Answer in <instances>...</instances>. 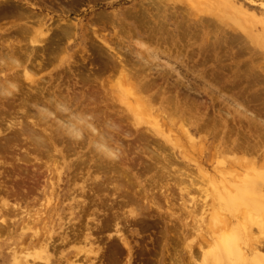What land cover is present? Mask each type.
<instances>
[{"label":"rangeland","instance_id":"rangeland-1","mask_svg":"<svg viewBox=\"0 0 264 264\" xmlns=\"http://www.w3.org/2000/svg\"><path fill=\"white\" fill-rule=\"evenodd\" d=\"M12 1L24 4L25 8L28 7L38 14L39 18L36 16L37 18L27 19L34 31L30 29L33 33L29 31L22 35L18 29L26 20L13 16L10 9L7 11H10L9 14L0 11V43L4 45L1 52L13 56L11 59H18L19 63H10L7 59L9 64L2 65L0 60V73L2 74L3 69V73L9 77L19 76L24 66L28 65V68L37 74L35 78L44 79L45 84H39L42 83L41 80L36 86L30 85L19 78L18 83H22L20 88L23 93H19L18 98L29 99L35 95L34 90H39L41 86L57 91L59 87L65 91L63 87L68 86L71 93L78 94L83 90L80 79L88 72L87 64L89 61L92 63L95 55L94 47H103L105 42L115 43L119 35V39L131 37V41H125L127 43L124 45L138 43L140 46L144 44L145 47L160 51L172 46L174 51L184 55L181 56L182 60L185 59L181 62L183 65L179 62L174 64L178 65L185 79L175 78L177 75L174 73L164 75L163 72L155 71L151 77L161 86L170 87L167 88L169 95H172V92L177 93L182 100H187L186 107L192 106L188 107V111L185 108V113L180 115L176 111L172 112L167 103H164L166 107L162 105L161 99H154L156 101L152 100L150 110L146 107L148 113L137 116L140 121L138 131L129 122L130 119L120 123V115L119 117L110 108H106L105 104H99L100 111L104 110L114 122H117V119L121 125V132L117 128L114 134L127 146L128 153L123 156L122 165L129 167L127 171L130 174L139 176V180L132 185L138 198V202L133 204L137 213L135 216L127 215L132 207L123 203L131 192L126 196L124 190L131 188L126 180L119 178L116 183L113 174H117L106 171L107 168L103 170L109 172L108 174L94 179L93 173L97 174L99 168L93 161L89 162L94 160L90 157L93 156L90 147L58 140V151H54V156L48 158L45 153L40 154L29 149L33 145L29 147L27 144L30 142L24 140L29 143L24 145L23 141L22 147L26 146L24 148L33 153L31 159L35 160L34 157L37 156L39 160H30L34 164V170L30 162L26 163L27 166L23 164L29 174L24 168L16 170L19 172L17 189H26L29 192V195H26L27 201L25 199L21 203L23 209L18 213L12 208L13 214L12 209L8 212L0 203V264H21L25 261V264H264V248L258 244L260 249L256 253L252 247L257 241L264 244L263 234L255 229V238L252 239L247 231L248 222L237 211L240 207L253 206L262 211L264 208V0H55L52 6H48L46 0ZM42 18L44 21L38 23ZM71 25H74V32L66 37L62 33L64 30L60 29ZM153 31L157 36L149 37ZM9 34L11 35L7 36ZM39 38L43 40L42 46H49L54 50H45V53L44 47H40L41 53L39 48H33L34 45L39 46L33 42ZM138 45L137 50L145 54L144 49ZM12 47L15 49H10ZM160 56L164 57L163 54ZM163 59L161 61L164 63ZM30 62L33 67L29 65ZM37 62L46 63L43 65L45 68ZM96 72L99 79L97 87L101 90V84H104L105 90H109L112 97L116 96V105L122 106L123 109H126L124 106L129 101L138 105L130 81H124L119 74H109L108 70L105 72L103 64H100ZM1 74L0 77H4ZM32 87L34 90L30 91ZM91 90L92 86L88 92L91 93ZM99 100L103 101L105 97L97 96L96 101ZM17 101L19 102V99ZM139 106L141 104L137 107ZM159 107L160 112L167 116L166 120L162 119L160 122L165 123L160 132L154 124L149 123L158 120L155 109ZM29 109L36 112V109ZM20 113L18 112L17 116ZM21 114L19 116L23 117V113ZM49 121V124L53 122ZM53 127L54 132L55 126ZM5 128V125L0 126L2 138L9 132ZM234 140L242 141L243 150L237 148L236 144V148H232L231 142ZM61 150L63 154L59 153ZM157 153L167 156L170 154V159L174 154L172 162L158 159ZM162 164H169V169ZM46 166L50 170H47ZM7 169L12 173L11 168ZM180 169L190 172L191 177L180 175ZM22 176L25 177V181H22L25 185L20 182ZM100 180L105 184L98 182ZM44 183L46 189L43 188ZM252 183H256L257 189ZM116 185L121 189L116 190ZM81 187H85L89 192L93 188L92 192L95 194L84 193ZM1 194L3 195L2 191L0 196ZM18 200L11 198V203ZM72 212L77 214L73 215ZM114 215L117 217L112 219ZM214 215H219L223 221L214 224V219L211 218ZM118 216L120 220L117 219ZM105 224L107 227H104ZM118 229L124 234L131 251L124 248L118 236ZM227 238H232L237 243H233L237 249L241 248L233 252L226 245L225 248L231 252H219L222 241ZM112 245L117 246V255L113 260H109ZM89 247H94L95 252L87 253L86 249ZM39 255L43 260L35 258ZM28 258L31 263H28Z\"/></svg>","mask_w":264,"mask_h":264},{"label":"bare ground","instance_id":"bare-ground-1","mask_svg":"<svg viewBox=\"0 0 264 264\" xmlns=\"http://www.w3.org/2000/svg\"><path fill=\"white\" fill-rule=\"evenodd\" d=\"M8 9L12 10L13 11V16H16V17H19V18H23L24 20H26L23 24V26L20 27V30L22 35L23 34H26L28 33L29 31H31L30 29H33L34 31V28H31V25L28 24V21L27 19H31V18H37L38 14H36L35 12H33L31 9H28L25 8L24 4H16L14 1L12 0H0V11H4V13H8ZM213 9H216V8H213ZM221 10V8H220ZM11 11V12H12ZM35 11V10H34ZM1 13V12H0ZM142 13V12H141ZM145 13V12H144ZM211 13V12H210ZM5 14V15H6ZM41 14V13H40ZM137 14V13H136ZM143 14V13H142ZM218 14V13H217ZM3 15V13L1 14ZM145 15V14H143ZM8 16V15H6ZM37 16V17H36ZM41 16V15H39ZM2 17V16H0ZM9 17V16H8ZM12 17V16H10ZM197 17V16H196ZM39 18V17H38ZM134 18V17H133ZM139 19V17H137ZM104 19V18H103ZM137 19V20H138ZM3 20V19H2ZM23 20V21H24ZM41 20V19H40ZM116 20V19H115ZM32 21V20H31ZM43 18H42V21H37L38 23L39 22H43ZM71 21V20H70ZM104 21V20H103ZM139 22V20H138ZM70 23V22H68ZM144 23V22H142ZM159 23V22H158ZM73 24V23H72ZM145 24V23H144ZM42 25V24H41ZM126 25V24H125ZM50 26V25H49ZM64 27V26H63ZM63 27H61L60 31H63L62 33L65 34L66 37H69L74 31V25H71V27H67L63 29ZM132 27V26H131ZM181 27V26H180ZM183 27V26H182ZM191 27V26H190ZM40 28V27H39ZM122 28V27H121ZM163 28V27H162ZM37 30V29H36ZM35 30V31H36ZM39 30V29H38ZM160 30V29H159ZM42 31V30H41ZM16 32V31H15ZM32 32V31H31ZM159 32V31H158ZM33 33V32H32ZM37 33V32H36ZM126 33V32H125ZM8 34V33H7ZM15 34V33H14ZM18 34V33H17ZM31 34V33H30ZM60 34V33H58ZM123 34V33H121ZM6 35V34H5ZM11 34L7 35V36H10ZM19 35V34H18ZM52 35V34H51ZM62 35V34H61ZM156 35V32L153 31L152 34H150L149 37H154ZM54 36V35H53ZM118 36V41L117 42H113L112 44L109 43V42H105L103 43V47H98V46H95L94 47V56H93V59H92V63H91V67H86V69L88 70V72L86 73V75L82 76L81 77V85H82V88L83 90H80V92H78V94L76 93H71V89L66 86V87H63L65 88V91H63L64 89H62L61 87H59V85L56 83V85H58L59 89L58 91L53 89H48L46 86H41L39 87L38 85V89L39 90H34V88L32 87L31 90H34V96H31L29 99L27 98H18V95L19 93H23L22 92V87L20 86L21 84L18 83V79L20 78V80H25L27 81L28 83H30V85H37L38 81L41 82L42 80V83H39V84H43V81L44 79H36L35 76L37 74H34L32 72V70L30 68H28V65L27 66H24V69L22 71V74H20L19 76L17 75H13V77H9V75H7L6 73H3V69H2V74L4 77H0V126H3L5 125V129H7V131H9L11 134L8 133V135L6 137L3 136L0 137L2 139H0V169L3 168V169H7V168H11L12 169V173L15 172L16 170L18 169H23L25 171H27L26 173H28V170L26 169V167L23 166V164L25 166H27L26 163L30 162L31 159V154H33L32 152H29L28 148H26V145L25 143H29L30 144H27L28 146L29 145H33L31 147L35 148V150L33 148H30L31 150H33V152H36V153H45L46 156H48V158H52V156H54V151H58L56 148L58 147V140H67L70 141L71 143L70 144H76L79 146V144L82 145V147H86V148H89L90 147V152H93V156H90V157H93L94 160H90L89 162H94L95 164L98 165L97 168H99V172L97 174H94L93 173V177L95 180L99 179V178H102L104 174H108L110 171H112L113 173H116L117 175H114L113 174V177L115 176L116 178V183L119 181L118 179L119 178H122L123 180H126L127 184H128V187H131V188H127L126 190H124L126 192V196L128 195L127 193H129L130 191V196L128 195L126 197V199L124 200V204H128L131 205L132 208H129L128 210V213L127 214L128 216L130 215H134L136 213V210L135 208L133 207V204L138 202V198H137V191H133L134 190V187H132V185H134L133 183L137 180H139V176L135 173H131L129 171H127V168H129L128 166L124 167V165H122L123 163V156L125 155V153L127 152V146L124 145V143L119 140V137L115 136L114 132H117L116 129L118 128L119 129V132L120 131V128H121V125L118 124V120L115 119V121L117 122H114L113 121V118L109 115L108 116V113L106 114L103 111H100L99 110V104H105L106 108H110L112 112H115L116 114H118V116L120 115L121 116V120L119 121L121 123L122 120H126L128 121V119H130L129 122H131L135 127L136 129L139 131V127L138 125L140 124V121H138L137 119V116H140L139 114H144V113H148V110H150V106H151V103H152V100L154 99H161L160 103L162 105H164V103H167V105H170L171 106V110L172 112L176 111L178 112L180 115H183L185 112V108L187 109L186 111H188V108L189 106H192V105H189L188 107L187 106V100H182V98H180L177 93L173 94L172 92V95H169L167 91V88L170 89V87H164V86H161L160 84H158L151 76L153 74V72H163L162 74H176L177 77L175 78H179V79H185V75L182 74V72L179 70L178 68V65H175L177 64L178 62L180 64H182L181 62L185 61L182 60V57L181 56H184V55H181V53H179L177 50H173V47H169L168 49L167 48H162V50L160 51L157 50V49H152V48H149V47H145L146 45H138V43L136 45H138L140 48H143L144 51H145V54H142L140 53L138 50H137V46L134 44V45H124L125 41H131V37H126V39H119V35ZM157 36V35H156ZM155 36V37H156ZM3 37H4V34H3ZM2 37V38H3ZM14 37V35H13ZM21 37V36H20ZM22 38H24L22 36ZM56 37L53 38V40L55 39ZM24 39H27V37H25ZM44 39V38H43ZM50 39V38H49ZM45 40V39H44ZM34 44H37L39 46H33V48H39L40 51H41V48L44 47V52L46 53L45 50L49 51H53L54 48H49V46H42V42L43 40L40 38L39 39H35L33 40ZM50 42V41H49ZM53 41H51L50 43H52ZM56 42V39L54 41V43ZM159 43V42H158ZM116 44V45H114ZM25 45V44H24ZM49 45V44H48ZM51 45V44H50ZM210 45V44H209ZM4 45L2 43H0V60H1V64L2 65H6V64H9V62H7L6 60L9 59V61H11L10 63H13L14 61L16 62L17 65H19L18 63V59H11L13 56H10L8 54H4V52H1L2 51V47ZM7 46V45H6ZM12 46V45H11ZM10 46V47H11ZM23 46V44H22ZM52 47H54L53 45H51ZM31 47V46H30ZM41 47V48H40ZM57 47V45H56ZM14 47L10 48V49H13ZM15 49V48H14ZM23 49V48H21ZM25 50V49H24ZM35 50V49H34ZM12 51V50H11ZM27 51V50H26ZM36 53H39L37 52V49L35 50ZM181 51V50H180ZM9 52V50H8ZM178 52V53H177ZM17 53V52H16ZM31 53V52H29ZM42 53V51H41ZM51 53V52H48V54ZM3 54V55H2ZM52 54V53H51ZM54 54V53H53ZM160 56V55H162ZM189 54V53H188ZM28 55V54H27ZM30 55V54H29ZM39 55V54H37ZM44 55V54H42ZM47 55V54H46ZM45 55V56H46ZM58 55V54H57ZM23 56V55H22ZM31 56V55H30ZM35 56V55H34ZM33 56V57H34ZM21 57V56H20ZM28 57V56H27ZM43 57V56H42ZM46 58V57H45ZM44 58V59H45ZM91 58V57H90ZM165 58V59H163ZM190 58V57H189ZM21 59V58H19ZM23 59V58H22ZM34 59V58H33ZM37 59V58H36ZM43 59V58H42ZM50 59V58H49ZM161 59L164 60V63L163 61H161ZM13 60V61H12ZM25 60V59H24ZM23 60V61H24ZM28 61V60H27ZM45 61V60H44ZM43 61V62H44ZM14 62V63H15ZM40 62V61H38ZM37 62V63H38ZM47 62V61H46ZM162 62V63H161ZM35 63V62H34ZM175 63V64H174ZM185 63V62H184ZM31 64L33 65V63L30 62V66ZM100 64L104 66V71L107 72V70L110 72L109 74H119V76H121L122 79H124V81L128 80L130 81V87L131 89H133V93L135 94L136 98H137V103L138 105L141 104V106L137 107L138 105H135L133 103H131L130 101L127 102L126 106H124V108L126 109H123V107H119L118 105H116L115 103V100L117 98H115L114 96L112 97V94L110 93V91H106L105 90V86L104 84H101V90L97 87V82L99 79H97V69L98 67H100ZM187 64V63H186ZM38 65H46V63H38ZM53 65V64H52ZM183 65V64H182ZM41 66V67H42ZM43 66V68H45ZM89 66V65H88ZM97 66V68H96ZM2 67V66H1ZM0 67V69H1ZM12 67V66H11ZM33 67V66H31ZM42 68V69H43ZM94 68V69H93ZM185 68V67H184ZM193 68V67H192ZM191 68V69H192ZM37 69V68H36ZM66 69V68H65ZM85 69V71H87ZM103 70V69H102ZM189 70V69H188ZM80 72V71H79ZM19 73V72H18ZM82 73V72H80ZM214 73V72H213ZM220 73V72H219ZM100 74V73H99ZM104 74V73H103ZM164 74V75H165ZM160 75V74H159ZM22 78H21V77ZM162 76V75H161ZM170 76V75H169ZM44 78V77H43ZM155 78V76H154ZM171 78V76L169 77ZM101 79V78H100ZM156 79V78H155ZM162 79H165V78H161ZM190 79V77H189ZM188 79V80H189ZM207 79V78H206ZM214 79V78H213ZM69 80V79H68ZM156 80H159V79H156ZM168 80V79H167ZM193 80V79H192ZM219 80V79H218ZM52 81V80H51ZM171 81V80H170ZM48 82V81H47ZM58 82V81H57ZM159 82V81H158ZM196 82V81H195ZM60 83V82H58ZM102 83V82H101ZM160 83V82H159ZM212 84V83H211ZM24 85V84H23ZM61 85V84H60ZM25 86V85H24ZM92 86V90H91V93H89L88 91L90 90ZM21 87V88H20ZM27 87V86H26ZM56 87V86H55ZM191 87V86H190ZM189 87V88H190ZM25 89V87H24ZM27 89V88H26ZM192 89V88H191ZM190 89V90H191ZM217 90V89H216ZM193 91V90H192ZM29 92V90H28ZM28 92L27 95H28ZM47 92V94L45 93ZM112 92V91H111ZM167 92V94H166ZM25 93V92H24ZM132 93V94H133ZM171 93V92H170ZM25 95V94H23ZM27 95H25V97H27ZM180 95V94H179ZM97 96L98 98H101L102 96L105 97V100L103 101H100L97 102L96 99H97ZM24 97V96H23ZM17 99H19V102L17 101ZM30 100V101H29ZM154 100V101H156ZM203 100V99H202ZM192 101V100H191ZM191 104V102H190ZM197 104V103H196ZM239 104V103H238ZM30 105V106H29ZM125 105V104H124ZM195 105V104H194ZM193 105V106H194ZM32 108V109H36V112L35 111H31L29 109V107ZM166 107V105H164ZM146 107L148 108V110L146 109ZM196 107V105L194 106ZM239 107V106H238ZM241 107V106H240ZM193 109V107L191 108ZM106 110V109H105ZM155 111L157 112V115L156 117H161L160 119L158 118V120H155L153 122L149 121V123L151 124H154L155 125V128H157V130L160 132V129L161 127L165 124L160 123L161 120H166V117H165V113L162 114L160 111V107L159 108H156ZM191 111V110H189ZM247 111V110H246ZM18 112L20 113H23V117L24 119H22L23 117H20ZM127 112V113H126ZM160 112V113H159ZM194 112V111H193ZM227 113V112H225ZM22 115V114H21ZM119 116V117H120ZM226 117V115H225ZM217 118V117H216ZM209 119V117H208ZM49 120H52L53 122L51 124H49L48 122H50ZM205 120V119H204ZM216 120V119H215ZM219 121V120H217ZM206 122V121H205ZM204 122V123H205ZM210 122V121H209ZM43 123V125H41ZM142 123V122H141ZM208 122H206V125ZM253 123V122H252ZM203 124V122H202ZM211 124H212V121H211ZM45 125V127H43ZM182 127L184 128V123L181 124ZM205 125V126H206ZM214 125V124H213ZM53 126H55V129H54V132H53ZM124 126V125H123ZM186 126V125H185ZM229 126V125H228ZM234 126V125H233ZM37 127H39L40 129H37ZM51 127V129H50ZM149 127V126H148ZM201 127V126H200ZM204 127V126H203ZM202 127V128H203ZM215 127V126H214ZM2 128V127H1ZM112 128V129H111ZM133 128V127H132ZM144 128V127H142ZM147 127L145 126V129ZM205 128V127H204ZM236 128V127H235ZM51 131H50V130ZM117 129V130H118ZM36 130H41L42 132H44V134L39 133L37 132ZM130 130V129H129ZM132 130V129H131ZM150 130V129H149ZM221 130V129H220ZM235 130V129H234ZM123 131V130H122ZM128 131V130H127ZM126 131V132H127ZM134 130H132L133 132ZM141 131V130H140ZM151 131V130H150ZM170 131V130H169ZM185 131V129L183 130ZM205 131V130H204ZM143 132V131H142ZM148 132V131H147ZM227 132V131H226ZM242 132V131H240ZM2 133V132H1ZM129 133V132H128ZM146 133V131L144 132ZM204 133V132H203ZM152 134V133H151ZM184 134V133H183ZM227 134V133H226ZM142 133H141V137L142 138ZM155 134L153 133V136ZM42 136H45L44 138ZM120 136V135H119ZM226 136H229V135H226ZM247 136V135H246ZM26 137V138H25ZM144 137V136H143ZM225 137V136H224ZM231 137V136H230ZM240 137V136H239ZM147 138V137H146ZM228 139H230L229 137H226ZM225 138V139H226ZM247 138V137H246ZM263 138V137H262ZM153 139V138H152ZM159 139V138H158ZM29 141V142H25V141ZM122 140V138H121ZM243 140V139H242ZM247 140V139H246ZM249 140V139H248ZM24 141V143H23ZM140 141V140H139ZM147 141V140H146ZM151 141V140H150ZM224 141V140H223ZM245 141V139L243 140V142ZM253 141V140H252ZM66 142V141H65ZM230 142V141H229ZM242 142V141H241ZM239 142L238 140H234L233 142H231V144L233 145L232 148H243L241 147L243 143ZM246 142V141H245ZM251 142V141H250ZM22 143L24 144L23 146L25 147H22ZM224 143V142H223ZM249 143V142H248ZM255 143V142H254ZM61 144V142H60ZM67 144V143H66ZM69 144V146H71ZM226 144H227V141H226ZM235 144L237 145L235 147ZM245 145V143H244ZM249 145V144H248ZM251 145V144H250ZM254 145V144H253ZM21 146V147H19ZM136 146V145H135ZM162 146V144H161ZM255 146V145H254ZM67 148V146H65ZM73 147V146H71ZM70 147V148H71ZM132 147V146H131ZM203 147V146H202ZM246 147V145H245ZM253 147V146H252ZM251 147V148H252ZM257 147V146H256ZM24 148V149H23ZM75 148V147H74ZM79 148V147H77ZM138 148V147H136ZM224 148V147H223ZM249 147L247 146V149ZM132 149V148H131ZM19 150V152H18ZM22 150V152L20 153V151ZM30 150V151H31ZM71 150V149H70ZM69 150V152H70ZM130 150V149H129ZM133 150V149H132ZM224 150V149H223ZM235 150V149H233ZM237 150V149H236ZM243 150V149H242ZM74 152V150H72ZM142 151V150H141ZM146 151V150H145ZM144 151V152H145ZM251 151V149H250ZM249 151V152H250ZM253 151V149H252ZM79 152V151H78ZM160 152V150H159ZM60 154L62 153V150L59 152ZM75 153V152H74ZM128 153V152H127ZM126 153V154H127ZM63 154V153H62ZM73 153H71L72 155ZM187 154V152H186ZM39 155V154H38ZM70 155V154H69ZM86 155V154H85ZM88 155V154H87ZM157 157L158 159L159 158H162L164 161L170 163L172 162V155L171 156V159L168 158V156L170 154L167 155H163L162 153H157ZM34 156V155H33ZM141 156V155H140ZM156 156V155H155ZM45 157V156H44ZM63 158L64 155H62ZM67 157V155H66ZM87 157V156H86ZM143 157V156H141ZM150 157V156H149ZM35 160H39V158L37 156L34 157ZM85 157H83L84 159ZM88 158V157H87ZM128 158V157H127ZM80 159V158H79ZM83 159L81 161H83ZM141 159V158H140ZM34 160V159H33ZM34 160V161H35ZM43 160V159H42ZM64 160V159H63ZM87 160V159H86ZM154 160V159H153ZM162 160V161H163ZM40 162V161H38ZM80 162V161H78ZM87 162V161H86ZM156 162V161H155ZM164 162V163H166ZM179 162V161H178ZM177 162V163H178ZM194 162V161H193ZM29 163V164H30ZM36 163V162H35ZM81 163V162H80ZM78 163V165L80 164ZM150 164L152 162H149ZM148 163V165H149ZM163 163V162H161ZM32 164V163H31ZM47 164V163H46ZM77 164V163H76ZM82 164V163H81ZM94 164V165H95ZM147 164V163H146ZM145 164V165H146ZM154 164V163H152ZM167 164V163H166ZM166 164H162V165H166ZM173 164V163H172ZM33 165L32 164V169H33ZM36 165V164H35ZM43 165V164H42ZM73 165V164H72ZM91 165V164H90ZM155 165V164H154ZM23 166V167H21ZM29 166V165H28ZM38 165H36L37 167ZM49 166V165H48ZM47 167V170H50V168ZM84 166V164H83ZM93 166V164H92ZM96 166V165H95ZM94 166V167H95ZM169 164L166 165V167L168 168ZM42 167V166H40ZM78 167V166H77ZM82 167V166H81ZM85 167V166H84ZM132 167V166H131ZM130 167V168H131ZM164 166V168H166ZM180 167V166H179ZM75 168V167H74ZM96 168V167H95ZM108 169L106 171H109V172H106L104 171L105 169ZM175 168V167H174ZM39 169V168H38ZM79 169V168H78ZM104 169V170H103ZM162 169H163V166H162ZM169 169V168H168ZM8 170V169H7ZM34 170V169H33ZM76 170V168H75ZM97 170V169H96ZM132 170V168L130 169V171ZM25 171H23L25 173ZM73 171V170H72ZM71 171V172H72ZM138 171V170H137ZM200 171V170H199ZM34 172V171H33ZM76 172V171H75ZM3 171L1 172L0 171V192L2 191L3 195L1 194L0 196V199L2 202H0L3 206V208H7L4 209L6 211H10L11 212V209H16V211L20 212L23 207L21 206V203L23 200L26 199V195H29L27 192L26 189H21V190H18L17 189V186H16V182L18 180V176H10L9 172L8 174H6L4 177V179H1L3 178V175H2ZM5 173V171H4ZM18 173V172H17ZM14 174V175H17ZM47 173V172H46ZM73 173V172H72ZM77 173V172H76ZM111 173V172H110ZM148 173V172H147ZM165 173H166V170H165ZM172 173V172H171ZM190 172L184 170V169H180V175H183L185 177H191V174H189ZM29 174V173H28ZM90 174V172H89ZM149 174V173H148ZM162 174V172H161ZM71 175H74V174H71ZM110 175V174H109ZM108 175V177H109ZM159 175V174H158ZM157 175V176H158ZM199 175V173L197 174ZM201 175V174H200ZM204 175V174H203ZM83 176V175H82ZM166 176V174H165ZM11 177V179H10ZM34 177V176H33ZM32 177V178H33ZM118 177V178H117ZM160 177V176H158ZM199 177V176H198ZM202 177V176H201ZM37 178V177H36ZM40 178V177H39ZM45 178V176H44ZM82 178V177H81ZM203 178V177H202ZM22 179V180H21ZM133 179V181H132ZM164 179V178H163ZM20 182L22 184H24L22 181H25V177L22 176L20 177ZM112 180V179H111ZM167 180V179H166ZM195 180H197L195 178ZM36 181V180H35ZM47 181V178L45 179V183ZM188 181V180H187ZM205 181V180H204ZM237 181V180H236ZM39 182V181H38ZM74 182V181H73ZM94 182V181H93ZM93 182H90V184H92ZM98 182H101L102 181H98ZM108 181H106L107 183ZM182 182V181H180ZM44 183L43 185V188H45L46 184ZM109 183V182H108ZM112 183V182H111ZM183 183V182H182ZM87 184V183H86ZM89 184V186H90ZM102 184H105L102 183ZM184 184V183H183ZM25 185V184H24ZM32 185V184H31ZM88 186V187H89ZM152 186V185H151ZM252 186L255 188L257 187L256 183H252ZM23 187V186H22ZM25 187V186H24ZM74 187H75V184H74ZM87 187V188H88ZM105 187V186H104ZM110 187V186H109ZM113 187V186H112ZM126 187V185H125ZM136 187V186H135ZM26 188V187H25ZM116 190H120L121 188L116 185ZM120 188V189H119ZM139 188V187H138ZM252 188V187H251ZM96 189V188H94ZM208 189V188H207ZM257 189V188H255ZM74 190V188H73ZM93 188L90 189V192L87 191V189L85 187H81V191H83L84 193L85 192H89V194L93 193L92 192ZM138 190V189H137ZM167 190V189H166ZM29 191V190H28ZM53 192V191H52ZM51 192V193H52ZM102 192V191H101ZM203 192V191H202ZM140 193V191H139ZM254 193V192H253ZM89 194L87 195V197H89ZM95 194V192L93 193ZM98 194V193H97ZM257 194V193H256ZM86 195V194H85ZM142 195V194H141ZM173 195V194H171ZM144 196V195H142ZM181 196V195H180ZM76 197V196H75ZM83 197V196H82ZM110 197V196H109ZM125 197V196H124ZM170 197V196H169ZM11 198H17L18 199H22V200H18L16 203H11ZM28 198V197H27ZM119 198V196L117 197ZM144 198V197H143ZM142 198V199H143ZM171 198V197H170ZM182 199V198H181ZM180 199V200H181ZM53 200V199H52ZM170 200V199H169ZM27 201V199H26ZM85 201V200H84ZM97 201V200H96ZM123 201V200H122ZM183 201V200H182ZM206 201V200H205ZM47 202V201H46ZM86 202V201H85ZM116 202V201H115ZM92 203V202H90ZM216 203V202H215ZM89 204V203H88ZM87 204V205H88ZM111 204V203H110ZM175 204V203H174ZM183 204V203H182ZM253 204V203H252ZM41 205V204H40ZM39 205V206H40ZM176 205V204H175ZM86 207V206H85ZM185 207V206H184ZM215 207V206H214ZM187 208V207H186ZM206 208V207H205ZM13 209H12V213H13ZM100 210V209H99ZM145 210V209H144ZM187 210V209H186ZM206 211V210H205ZM238 213L242 214L246 221L248 222L247 224V231H248V234L252 237V239L255 238V229H257L258 231H260L262 234H263V238H264V208H263V211L261 209H258V208H255L253 206H249V207H240L238 210ZM18 212V213H19ZM25 212V211H24ZM27 212V211H26ZM30 212V211H29ZM28 212V213H29ZM14 214V213H13ZM21 214V213H20ZM30 214V213H29ZM28 214V216H29ZM71 214H77L76 212H72ZM137 214V213H136ZM44 215V214H43ZM117 215V213L115 214ZM112 216L111 218L113 219ZM120 216V215H119ZM119 216L117 219H119ZM124 216V215H123ZM135 216V215H134ZM144 216V215H143ZM142 216V217H143ZM30 217V216H29ZM32 217V216H31ZM117 217V216H116ZM115 217V218H116ZM145 217V216H144ZM143 217V218H144ZM3 218V217H2ZM121 218V217H120ZM127 218V217H126ZM213 223L214 224H220L223 220H222V217H220L219 215H214L213 217ZM110 219V218H109ZM244 219V220H245ZM111 220V219H110ZM120 220V219H119ZM142 220V218L140 219ZM144 220V219H143ZM142 220V221H143ZM208 220V219H207ZM228 220V219H227ZM243 220V221H244ZM2 221V220H1ZM130 221V220H129ZM141 221V222H142ZM4 222V221H3ZM28 222V221H27ZM144 222V221H143ZM115 223V222H114ZM193 223V222H192ZM207 223V222H206ZM212 223V222H211ZM2 224V223H1ZM118 224V223H117ZM126 224V223H125ZM143 224V223H142ZM213 224V226H214ZM245 224V223H244ZM7 225V224H6ZM24 225V224H23ZM128 225V224H127ZM141 225V224H140ZM26 226V225H25ZM126 226V225H125ZM194 226V225H193ZM216 226V225H215ZM218 226V225H217ZM225 226V225H224ZM69 227V226H68ZM104 227H107V225L105 224ZM6 228V226H5ZM102 228V227H101ZM125 228V227H124ZM198 228V227H197ZM218 228V227H217ZM8 229V228H7ZM38 229V228H37ZM4 230V229H3ZM5 231V230H4ZM38 231V230H36ZM126 231V230H125ZM218 231V230H217ZM217 231L215 233H217ZM7 232V231H6ZM118 236L120 237L122 243L124 244V248H127L129 251H131V247L128 243V241L126 240L125 236L123 233H121V230L118 229ZM258 233V232H257ZM96 234V233H95ZM44 235V234H43ZM83 235V234H82ZM191 235V234H190ZM234 237H235V234H233ZM258 235V234H257ZM1 236V235H0ZM201 236V235H200ZM190 238V237H189ZM225 238V237H224ZM239 236L236 237V239H238ZM90 239V238H89ZM202 239V238H201ZM251 240V239H250ZM89 241V240H88ZM209 241V240H208ZM207 241V242H208ZM237 241V240H236ZM69 242V241H68ZM255 242V241H254ZM258 242V241H257ZM255 242V244L253 245L252 244V247H253V252H256L259 251V245H261L263 248H264V244H260L261 242L257 243ZM234 240L231 238H227V239H224L222 241V245H220V248L221 250H219V252H221L222 254H226L227 251H230L231 250L233 252H236V250L240 249L241 247H239L237 249V246L235 244ZM264 243V242H263ZM88 244V243H87ZM90 244H92L90 242ZM208 244V243H207ZM199 245V244H198ZM228 245L229 249L231 250H228L225 248V246ZM239 245V244H238ZM250 245V244H249ZM260 246V247H261ZM117 247V246H116ZM115 245L111 246V250H110V253L108 258L110 260H113V258H115L114 256L117 255L116 254V248ZM223 247V248H222ZM236 248V249H235ZM78 249V248H77ZM134 251V250H133ZM240 251V250H239ZM86 252L87 253H91V252H95V249L94 247H89V249H86ZM118 252V251H117ZM238 252V251H237ZM104 253V252H102ZM16 254V253H15ZM30 254V253H29ZM228 254V253H227ZM236 254V253H235ZM28 255V254H26ZM102 255V254H101ZM105 255V253H104ZM103 255V256H104ZM88 256V255H87ZM227 256V255H226ZM27 257V256H26ZM220 258V255L218 256ZM39 260H43V257L41 255L35 257ZM34 258V259H35ZM231 257H229L230 259ZM239 258V257H238ZM30 260V262H29ZM116 260V259H115ZM26 262V261H25ZM25 262H22L21 264H25ZM41 262V261H40ZM228 262V261H227ZM28 263H31V259L28 258ZM241 264V263H240Z\"/></svg>","mask_w":264,"mask_h":264},{"label":"flooded vegetation","instance_id":"flooded-vegetation-1","mask_svg":"<svg viewBox=\"0 0 264 264\" xmlns=\"http://www.w3.org/2000/svg\"><path fill=\"white\" fill-rule=\"evenodd\" d=\"M48 3V6H52L53 5V3H54V1L55 0H46ZM37 60H39V59H37ZM90 62V61H89ZM88 62V64H87V66L88 67H91V64ZM79 63H81V62H79ZM96 68H97V66H96ZM94 69V68H93ZM82 71H83V69H81ZM79 72V71H78ZM80 76H78V78H79ZM64 83L66 82V75H65V77H64ZM19 152V151H18ZM0 171H5V173H3V179L5 178L4 176L6 175V174H8V172H9V170H6V169H3V170H0ZM18 171H15V174L17 173ZM18 174H19V172L17 173V175H14V174H12V173H10L9 175L10 176H12V177H14V176H18ZM18 178H19V176H18ZM10 179H11V177H10Z\"/></svg>","mask_w":264,"mask_h":264}]
</instances>
